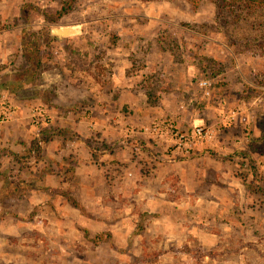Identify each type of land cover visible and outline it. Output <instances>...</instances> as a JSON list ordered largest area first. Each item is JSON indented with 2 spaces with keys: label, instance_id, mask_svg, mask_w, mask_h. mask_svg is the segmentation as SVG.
<instances>
[{
  "label": "rangeland",
  "instance_id": "1",
  "mask_svg": "<svg viewBox=\"0 0 264 264\" xmlns=\"http://www.w3.org/2000/svg\"><path fill=\"white\" fill-rule=\"evenodd\" d=\"M257 8L0 0V264H264ZM163 115L216 136L174 152L143 130Z\"/></svg>",
  "mask_w": 264,
  "mask_h": 264
},
{
  "label": "built area",
  "instance_id": "2",
  "mask_svg": "<svg viewBox=\"0 0 264 264\" xmlns=\"http://www.w3.org/2000/svg\"><path fill=\"white\" fill-rule=\"evenodd\" d=\"M200 86L205 94H210V82L208 80H201ZM0 107V122L9 120L16 113V106L10 99L1 100ZM236 114V111L233 110L228 115V120L236 118ZM178 117L181 116L178 115ZM33 120L37 125L49 120L46 109L37 106L34 109ZM178 120L163 115L152 120L143 130L153 140L166 144V148H173L174 152L179 153H189L197 144L213 141L216 136L215 128L206 124H197L190 130L183 131L178 127Z\"/></svg>",
  "mask_w": 264,
  "mask_h": 264
},
{
  "label": "trees",
  "instance_id": "3",
  "mask_svg": "<svg viewBox=\"0 0 264 264\" xmlns=\"http://www.w3.org/2000/svg\"><path fill=\"white\" fill-rule=\"evenodd\" d=\"M215 3L222 4L224 6L229 7V11L233 12L236 9H245V8H251L254 9L258 7L257 9H264V0H214ZM239 16V15H238ZM241 18L240 16L238 17ZM244 18H242L243 20ZM251 168H253L255 175L258 174V171L255 167V165L251 164Z\"/></svg>",
  "mask_w": 264,
  "mask_h": 264
},
{
  "label": "water",
  "instance_id": "4",
  "mask_svg": "<svg viewBox=\"0 0 264 264\" xmlns=\"http://www.w3.org/2000/svg\"><path fill=\"white\" fill-rule=\"evenodd\" d=\"M79 30H80L79 27H72L71 28V26H65V27H56L52 31L55 34L62 36V35H69V34L76 33Z\"/></svg>",
  "mask_w": 264,
  "mask_h": 264
},
{
  "label": "bare ground",
  "instance_id": "5",
  "mask_svg": "<svg viewBox=\"0 0 264 264\" xmlns=\"http://www.w3.org/2000/svg\"><path fill=\"white\" fill-rule=\"evenodd\" d=\"M72 27H75V26H71V28H72Z\"/></svg>",
  "mask_w": 264,
  "mask_h": 264
}]
</instances>
